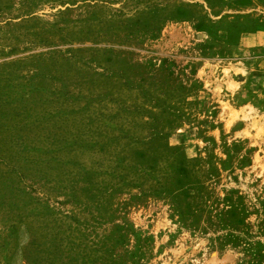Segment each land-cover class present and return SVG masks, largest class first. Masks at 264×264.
<instances>
[{"label": "rangeland", "instance_id": "1", "mask_svg": "<svg viewBox=\"0 0 264 264\" xmlns=\"http://www.w3.org/2000/svg\"><path fill=\"white\" fill-rule=\"evenodd\" d=\"M0 264H264V0H0Z\"/></svg>", "mask_w": 264, "mask_h": 264}]
</instances>
